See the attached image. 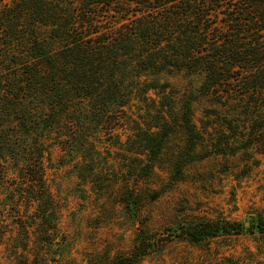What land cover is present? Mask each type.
Instances as JSON below:
<instances>
[{
    "label": "trees",
    "instance_id": "obj_1",
    "mask_svg": "<svg viewBox=\"0 0 264 264\" xmlns=\"http://www.w3.org/2000/svg\"><path fill=\"white\" fill-rule=\"evenodd\" d=\"M2 3L0 186L10 179L6 162L14 161L22 176L12 192L21 197L24 187L30 205L36 204L42 216L43 200L49 199L42 139L53 133L59 143L68 139L77 144L75 138L86 143L88 121L103 126L123 122V109L134 100L145 104L150 92L158 98L160 111L156 124L141 131L145 145L170 135L167 127L179 119L185 133L195 134L190 105L200 97L213 99L215 114L229 130L237 123L236 137L248 135L262 143L264 0ZM180 75L191 84L178 95L182 109L176 96L167 94L172 93L169 83L156 80ZM147 168L153 173V165ZM2 223L0 219V242ZM249 228L264 234V218H254ZM243 230L238 222L194 220L182 226L181 234L198 242ZM149 247L138 234L130 253L115 256L111 264H137Z\"/></svg>",
    "mask_w": 264,
    "mask_h": 264
},
{
    "label": "rangeland",
    "instance_id": "obj_2",
    "mask_svg": "<svg viewBox=\"0 0 264 264\" xmlns=\"http://www.w3.org/2000/svg\"><path fill=\"white\" fill-rule=\"evenodd\" d=\"M156 80L169 83L167 94L182 109L178 95L191 89L190 80L183 75ZM154 94L145 104L134 100L125 107L123 122L88 121L86 143L78 138L77 144L59 143L53 133L42 139L49 195L44 216L30 205L24 187L23 196L14 195L22 175L14 161L6 162L10 179L0 186L5 233L0 264H111L130 253L138 234L150 247L137 264H264V234L249 228L254 218H264V139L236 137L237 123L229 130L215 114L213 99L200 97L190 105L195 134L185 133L179 119L167 127L170 135L145 145L141 131L159 118ZM194 220L238 222L244 230L192 242L181 230Z\"/></svg>",
    "mask_w": 264,
    "mask_h": 264
}]
</instances>
